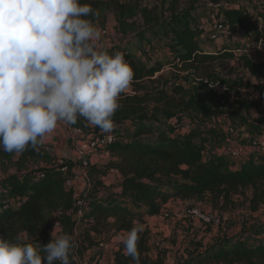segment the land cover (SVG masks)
I'll use <instances>...</instances> for the list:
<instances>
[{
    "label": "trees",
    "instance_id": "16d2710c",
    "mask_svg": "<svg viewBox=\"0 0 264 264\" xmlns=\"http://www.w3.org/2000/svg\"><path fill=\"white\" fill-rule=\"evenodd\" d=\"M213 1L218 4L222 0ZM81 2L97 11L96 17H90L92 20L104 19L111 13L118 31L126 36L132 30L135 43L142 44L147 35L158 44L167 41L164 45L172 57L169 65L178 71L191 72L194 78L208 77L216 64L240 61L249 76L256 80L252 84L253 92L264 98V53L258 49L253 53L237 52L225 46L214 51L205 49L198 38L199 31L191 23L195 21L193 11H176L178 0H169L171 14L164 21H159L156 6L143 5L142 0ZM225 14L229 30L250 28L257 39L262 38L261 30L244 10L228 6ZM117 51L124 53L131 63L135 78L133 93L121 95V108L113 119L115 129L127 124L132 132L128 138L120 140L114 131L115 141L103 148L110 152L111 159L102 166L91 165L94 185L83 200L84 212L77 229L83 233L85 241L98 240L97 244H105L137 223L143 228L137 242L140 264H166L160 256L150 254V229L146 217L159 215L170 199L208 202L224 211L233 205V195L239 189L251 187L252 207L256 209L258 203L264 201V151H250L240 158L232 156L231 151L228 154L207 151L212 132L206 127L224 115L233 128L243 127L250 135H256L264 132V118L251 119L233 104L187 100L181 88L168 92L156 76L164 67L161 62L149 60L146 63L144 58L126 47L118 46ZM181 113L195 121L187 123L183 134L168 124ZM70 128L90 135L101 134L98 128L86 126L82 120ZM2 160L16 169L4 178V182L17 202L0 206V233H5L8 239L14 240L22 233L30 238L39 237L50 225L52 210L61 209L65 215H68L67 211H78V198L65 189L66 175L46 146H40L38 151L29 148L19 155L0 150ZM36 162L42 165L32 166ZM114 168L120 175L119 192L109 195L108 191H102L104 183L99 175H106ZM71 215L67 218L70 221L68 227L73 221ZM87 220L89 224L80 228ZM253 237L255 240L249 241L240 236L225 238L190 256L182 264H264V227L255 230ZM122 252L123 246L119 244L113 264H135Z\"/></svg>",
    "mask_w": 264,
    "mask_h": 264
},
{
    "label": "clouds",
    "instance_id": "9594fccd",
    "mask_svg": "<svg viewBox=\"0 0 264 264\" xmlns=\"http://www.w3.org/2000/svg\"><path fill=\"white\" fill-rule=\"evenodd\" d=\"M97 11L81 0H0V150L22 154L58 130L82 120L112 139L119 102L135 78L120 51L101 43L90 17ZM134 223L114 240L140 264ZM50 242L35 245L0 233V264H72V234L57 221Z\"/></svg>",
    "mask_w": 264,
    "mask_h": 264
},
{
    "label": "rangeland",
    "instance_id": "374dc122",
    "mask_svg": "<svg viewBox=\"0 0 264 264\" xmlns=\"http://www.w3.org/2000/svg\"><path fill=\"white\" fill-rule=\"evenodd\" d=\"M169 0H142L143 5L156 6L157 13L159 15V21L167 20L170 16L168 7ZM228 6L237 7L244 10L255 24V26L261 30L262 39H264V0H222L220 3H215L213 0H178V7L176 11L187 10L194 13L195 21L191 23L199 31V40L201 44L207 50H217L219 47H227L232 50H244L245 52L252 53L257 48L264 53V40L261 44L257 39L255 33L250 28H230L226 34L217 33L215 25L219 22L227 20L225 9ZM141 22V21H140ZM93 23L101 31V43L105 46H110L112 52L117 51V47L129 48V51L139 54L146 63L158 61L161 62L164 67L157 73L156 76L160 78V84L162 88L171 92L173 88H181L183 95L187 100H194L199 103L208 104H221L228 103L238 106L240 111L247 117L256 119L257 117L264 118V98L257 96L253 90L248 88L249 77L243 73L241 63L237 60H230L223 64H216L213 72L208 77L194 78L191 72L178 71L169 65V61L172 58L168 53L165 42L158 44L151 35H147L143 43L134 42L132 36V30H129L127 35L124 36L120 33L116 27V21L111 13H107L104 19H95ZM141 27H144L140 23ZM246 47V49H244ZM260 51V52H261ZM214 82L219 81L229 87V91L218 96L213 93L209 88V85L205 81ZM248 84V85H247ZM126 93H133V85L130 86ZM190 122V123H189ZM186 113L178 115L175 125V129H187V123H194ZM169 124V123H168ZM205 125V123H204ZM206 127L212 132L211 145L213 147L222 149L226 148H243L245 147L256 151L254 143L260 146V143L264 141V134L262 133L247 139L245 134L247 133L243 127L233 128L230 122L221 117L220 121H216L207 124ZM71 129V128H70ZM69 140L76 144L80 139H86L90 134L80 131V134L72 129L69 131ZM118 138H128L131 135L132 130L127 124L119 126L115 129ZM75 147V145L73 146ZM72 148V147H71ZM70 148V150H71ZM231 149V150H232ZM230 150V151H231ZM73 151V148H72ZM104 149H99L96 153L100 157V162L104 160L107 152ZM69 155V154H68ZM72 156V154L70 155ZM61 158V157H60ZM41 166L42 163L36 162L32 166ZM78 162L73 161L72 168H78ZM92 166L87 169L86 175L95 176ZM78 171V170H77ZM16 172L15 167L12 164H8L6 161H0V206H10L17 201L14 200V195H11V188L4 182V178ZM72 176H74L72 174ZM90 177V176H89ZM83 196V195H82ZM253 189L251 187H245L239 189L234 195V203L227 210H220L214 208L208 202H197L192 199H180L179 203H174L165 211L162 216L163 219L151 222L152 229H150V247L151 255H156L160 252L162 259L165 262H171L170 264H181L190 256L196 255L198 252L209 248L216 242L229 238L231 236H240L249 240H255V230L262 229L264 227V201L258 203V207L254 209L252 207ZM181 202V203H180ZM183 202V203H182ZM199 208L207 212H215L218 214L220 223L213 226L201 225L200 228L204 235L197 233V231L190 230L191 224L186 219L177 218L175 214L177 209L184 208V210H191L192 208ZM188 207V208H187ZM73 215V221L68 227L70 221L67 220L69 215L61 209L52 210L50 225L44 232L37 238H30L26 233L19 235L25 242H31L35 245H45L50 242V233L53 230L52 223L59 221L62 232L72 234L76 244L74 255L70 257L72 264H111V252L110 244L108 246L98 245L96 241L90 243L88 240H84L83 233L77 229L81 220V216L77 211H69ZM178 212V211H177ZM67 214V213H66ZM71 215V216H72ZM191 220H194L193 218ZM52 228V229H51ZM80 228L82 226L80 225ZM50 229V230H49ZM263 236V235H262ZM261 236V237H262ZM94 243V244H93ZM96 243V244H95ZM106 244V243H105ZM111 246H116L117 243H112ZM176 244L179 249L176 250ZM92 246V247H91ZM82 253V254H81ZM177 253L180 255V259H177ZM81 257L83 262L78 259ZM57 264V262H56ZM205 264H220V263H205Z\"/></svg>",
    "mask_w": 264,
    "mask_h": 264
},
{
    "label": "crops",
    "instance_id": "0c3cea01",
    "mask_svg": "<svg viewBox=\"0 0 264 264\" xmlns=\"http://www.w3.org/2000/svg\"><path fill=\"white\" fill-rule=\"evenodd\" d=\"M263 37V36H262ZM255 51V50H254ZM252 51V53L254 52ZM238 61V60H237ZM239 63H241L239 61ZM241 66H242V69H243V73L246 74L248 77H249V86L248 88H250L252 90V84H254L256 82V80L252 77L249 76V73L244 69L242 63H241ZM248 85V84H247ZM221 117H225L228 121L229 119L226 117V116H220L218 117L216 121H220L221 120ZM177 118H172L168 121V123L171 125V127H173V125H175V121H176ZM230 122V121H229ZM174 128V127H173ZM175 129V128H174ZM72 128L70 129V127H63V126H58V130L52 134V136L45 142V144H43L44 146H46L47 150L51 153V155L53 156V158L55 160H59L60 157L62 156H69L71 153H72V148H73V141L69 140V134L71 131ZM75 131V130H74ZM175 131H177L178 133L180 134H183L186 132L185 129H175ZM78 134H80V132H77ZM262 133L264 134V132H261L260 134L262 135ZM259 134H256V135H250L249 133H246L245 134V137H247V139H250V136L251 137H254V136H257ZM208 148H207V151H214V152H218V153H224V154H228L229 151L232 149L230 148H226V147H223L222 149H219V148H216V147H213L211 145V141H209L208 143ZM72 147V148H71ZM71 148V150H70ZM105 151H102V152H107V154L105 155V158L103 161L100 162V157H98V155H94L93 157V165L95 166H102L103 164H105L107 161H109L111 159V154L109 151H107L106 149H104ZM245 150H247V152H250L251 149L249 150L248 148L245 147ZM69 154V155H68ZM98 154V153H97ZM68 175H66V179H65V189L70 191L76 198H80L83 196H86V193L88 192L89 188L94 185V182H93V175H91V173L89 174V176L87 175H79L78 177L75 176V172H69L67 173ZM72 174L74 176H72ZM99 178H101L103 180V188L102 191H108L109 192V195L111 194H117L119 192V178H120V175L118 173V171L114 168V171L111 172L110 170L106 173V175H99ZM110 186H114V188H110ZM104 194V192L102 193ZM180 200V199H179ZM179 200L178 199H175V198H172L170 199L165 205H164V208L162 209L161 213L159 215H154V216H147L146 217V223H147V226L152 229V226H151V222H153L154 220L157 221V220H161L163 219V216L162 214L168 210V208L170 206H172L174 203H179ZM181 203V202H180ZM183 203V202H182ZM195 208V206H193ZM188 208V207H187ZM178 211V212H177ZM176 215H177V218L181 219L182 215H183V219L186 221L189 222V224H191V229L190 230H193V231H197V233L201 234V235H206L202 232V229L200 228L201 224L196 221V220H191L192 218L189 217L188 215V212L187 210H184V208H181V209H177L175 211ZM67 214L70 215V212L67 211ZM89 224V221H85L84 223H81V226L82 227H85ZM126 231H122L120 232L119 234L121 233H124ZM118 235V234H117ZM115 235V236H117ZM114 236V237H115ZM114 237L111 238V240L109 242L106 243V247L108 246V244L111 243V245H113L112 243H117L115 240H114ZM150 241V240H149ZM99 245V244H98ZM110 245V249H113V252H111V264H113V259H114V252L117 250L118 246H119V243L116 244V246H111ZM92 247V246H91ZM176 250L179 249V246L178 244H176ZM151 248V247H150ZM152 249V248H151ZM151 249H150V252H151ZM153 257H157V256H160L161 257V254L160 252L157 253L156 255H151ZM162 258V257H161ZM177 259H180V255L179 253H177V256H176ZM164 261V260H163ZM174 260L170 261V262H165L166 264H170L171 262H173ZM183 263V262H182ZM181 263V264H182Z\"/></svg>",
    "mask_w": 264,
    "mask_h": 264
},
{
    "label": "built area",
    "instance_id": "2783aa9c",
    "mask_svg": "<svg viewBox=\"0 0 264 264\" xmlns=\"http://www.w3.org/2000/svg\"><path fill=\"white\" fill-rule=\"evenodd\" d=\"M217 28V33L220 34H226V32L229 30V27L226 23L224 22H219L215 25ZM264 39L261 38L260 42L262 44ZM258 49V48H257ZM260 50V49H258ZM208 85L209 88L213 91L214 94L218 96H223L225 93L229 91V87L222 82L219 81H205ZM75 130V129H74ZM81 130H75V132H80ZM116 136L112 133V139L108 140L106 135L100 134V135H90L86 139H80V141H77L76 144L73 142V151H72V156H62L57 160L58 162V168L63 172V174L68 175L67 173L69 172H75V176L78 177L79 175H86L87 169L93 165V157L97 153L99 149H103L106 144H109L113 141H115ZM256 151H264V141L260 143V146L256 145L254 143ZM251 151H255L251 149ZM232 156L235 158H240L249 152L247 150H244L243 148H236L232 149L231 152ZM73 161L78 162V168H72V163ZM78 170V171H77ZM111 172L114 171V169L110 170ZM85 199V196H82L78 198L77 205L79 206L78 208V215L81 216L84 212L83 208V200ZM188 215L190 218L196 219L200 222H202L205 225H218L220 223V220L218 218V214L215 212H207L205 210H200L199 208H192L189 210ZM57 222V221H56ZM52 223L54 226L55 223ZM78 225V224H77ZM52 229V228H51ZM50 230V229H49ZM101 246H105L106 244L101 243ZM78 259L83 262L80 256H78ZM59 264V262H57Z\"/></svg>",
    "mask_w": 264,
    "mask_h": 264
}]
</instances>
